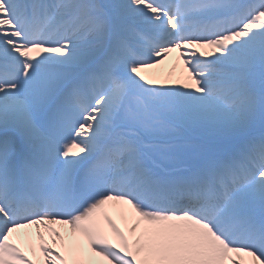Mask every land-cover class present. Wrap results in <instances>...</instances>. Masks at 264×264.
Segmentation results:
<instances>
[{
    "label": "snow or ice",
    "instance_id": "snow-or-ice-1",
    "mask_svg": "<svg viewBox=\"0 0 264 264\" xmlns=\"http://www.w3.org/2000/svg\"><path fill=\"white\" fill-rule=\"evenodd\" d=\"M0 264H264V0H0Z\"/></svg>",
    "mask_w": 264,
    "mask_h": 264
},
{
    "label": "bare ground",
    "instance_id": "bare-ground-1",
    "mask_svg": "<svg viewBox=\"0 0 264 264\" xmlns=\"http://www.w3.org/2000/svg\"><path fill=\"white\" fill-rule=\"evenodd\" d=\"M170 61L171 60H169V61H166L159 69H154V70H150V73L151 72H155V73H157L158 75H160V76H162L163 77V74H161V71L162 72H164V70L166 69V67L169 65V63H170ZM179 68H176L175 69V73H179ZM171 71H173V69L171 70ZM34 231V230H33Z\"/></svg>",
    "mask_w": 264,
    "mask_h": 264
}]
</instances>
